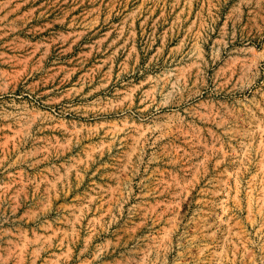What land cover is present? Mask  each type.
Masks as SVG:
<instances>
[{
    "label": "rangeland",
    "instance_id": "rangeland-1",
    "mask_svg": "<svg viewBox=\"0 0 264 264\" xmlns=\"http://www.w3.org/2000/svg\"><path fill=\"white\" fill-rule=\"evenodd\" d=\"M0 264H264V0H0Z\"/></svg>",
    "mask_w": 264,
    "mask_h": 264
}]
</instances>
